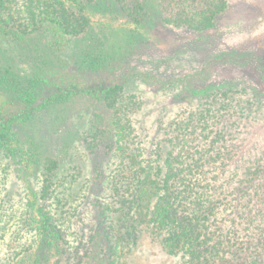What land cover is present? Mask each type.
<instances>
[{
    "label": "trees",
    "instance_id": "1",
    "mask_svg": "<svg viewBox=\"0 0 264 264\" xmlns=\"http://www.w3.org/2000/svg\"><path fill=\"white\" fill-rule=\"evenodd\" d=\"M228 8L0 0V264H130L144 232L172 264H264V71L180 88L152 129L118 74L159 27L202 38ZM75 98L90 113L60 155L45 152L24 127Z\"/></svg>",
    "mask_w": 264,
    "mask_h": 264
},
{
    "label": "rangeland",
    "instance_id": "2",
    "mask_svg": "<svg viewBox=\"0 0 264 264\" xmlns=\"http://www.w3.org/2000/svg\"><path fill=\"white\" fill-rule=\"evenodd\" d=\"M228 1L229 8L220 17L219 25L202 38L183 28L159 27L123 70L118 71L121 77H129L130 91L144 99L138 117L145 127L154 128V118L160 110L167 106L171 111L175 108L173 93L186 85L196 82L230 85L244 80L251 83L264 71V0ZM116 38L121 39V34L116 33ZM76 44L78 50V39ZM220 54L222 59L216 60ZM170 79L176 86L162 91L159 85ZM182 98H187V94ZM86 102L75 98L41 111L24 130L45 152L60 155L65 144L73 143L74 124L86 119L80 115L91 111ZM12 177L17 178L13 172ZM129 260L130 264L176 261L148 232H144L132 249Z\"/></svg>",
    "mask_w": 264,
    "mask_h": 264
}]
</instances>
